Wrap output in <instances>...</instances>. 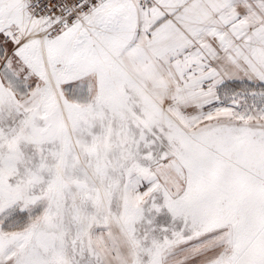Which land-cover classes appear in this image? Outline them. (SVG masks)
<instances>
[{
	"label": "snow or ice",
	"instance_id": "1",
	"mask_svg": "<svg viewBox=\"0 0 264 264\" xmlns=\"http://www.w3.org/2000/svg\"><path fill=\"white\" fill-rule=\"evenodd\" d=\"M0 264H264V0H0Z\"/></svg>",
	"mask_w": 264,
	"mask_h": 264
}]
</instances>
